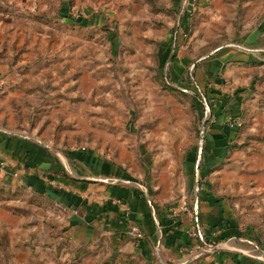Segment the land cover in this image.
Here are the masks:
<instances>
[{"label": "rangeland", "instance_id": "374dc122", "mask_svg": "<svg viewBox=\"0 0 264 264\" xmlns=\"http://www.w3.org/2000/svg\"><path fill=\"white\" fill-rule=\"evenodd\" d=\"M60 1L46 0L48 4L41 7L34 1V11L26 8V14L15 8L13 12L26 14L28 21L46 24L59 32L56 41L65 46L66 61L61 60L62 54L54 53L53 62L49 63L62 70L61 75L77 80L70 87L77 96L75 89L79 79H83L84 102L94 115L89 119L101 128V137L110 135L125 144L129 158L124 166L142 182L150 199L162 202L173 215L189 222L191 219L194 227L198 225L202 240L191 235L196 244L187 254L185 264L219 252L246 254L253 260L264 261V39L263 44L250 47L242 37L254 33L264 19V0H215L217 4L206 8L201 0H64L69 16L66 24L57 16ZM83 10L89 13L83 16L93 20L88 27H85L88 21L81 24L84 27L79 26ZM185 12L187 18L183 19ZM179 39L185 53L196 62L180 70L170 63L172 58L179 60ZM255 40L260 41L259 35ZM169 43L175 51L170 50L165 61L163 50L167 51ZM219 47L233 48L243 56L252 54L260 63L241 70L242 78L234 80L224 74L232 65L227 62L211 90V78H205L196 68ZM216 54L217 51L210 56ZM20 55L13 52L9 59L16 60ZM220 55L225 58L228 52ZM58 70L46 69L40 75L51 77ZM186 80L198 91L204 89L208 96L217 90L227 93L235 88L247 90L240 107L224 115V120L228 117L241 120V126L228 141L226 157L214 162L206 159L209 152H204V156L201 153V170L194 164L193 171L185 156L198 146V130L205 127L210 133L212 127L203 125L209 112L203 117L194 89L180 90ZM209 100L213 107L220 102L214 96H209ZM206 144L205 141L203 146ZM205 179L209 181L207 186L202 183ZM203 189L212 193L210 201L221 203L220 209L216 205L208 207L204 196L203 201L197 199ZM9 195L14 197L12 193ZM27 213L24 216L27 221L8 220L0 224V264L78 262L79 256H63L70 246H66L63 240L66 233L60 231L59 225L50 219L41 222L32 211ZM209 214L213 216L209 223L233 220L239 236L234 233L225 236L221 229L208 228L209 223L204 224L202 217L205 221ZM42 216L45 218L46 214ZM59 217L56 213L51 220ZM107 253L109 248L100 252ZM130 260L124 255L116 263L103 260L94 264H128Z\"/></svg>", "mask_w": 264, "mask_h": 264}, {"label": "crops", "instance_id": "0c3cea01", "mask_svg": "<svg viewBox=\"0 0 264 264\" xmlns=\"http://www.w3.org/2000/svg\"><path fill=\"white\" fill-rule=\"evenodd\" d=\"M12 1H0V224L8 220L27 221L24 216L30 211L41 222L50 219L66 233L62 239L71 252L65 250L63 256H79L75 264L103 260L116 263L124 255L132 261L128 264H185L187 254L196 244L190 232L198 225L194 227L191 219L189 222L173 215L162 202L149 198L142 182L124 166L129 158L125 144L110 135L101 137V128L90 120L94 115L84 102L83 79H79L75 89L77 96L70 91L71 84L77 80L61 75L62 70L49 63L54 53L62 54L61 60L66 61V48L56 41L60 34L45 23L28 21V13L24 12L26 8L34 11L35 2L38 7L45 6L48 0H14L11 5ZM201 3L205 8L217 4L215 0H201ZM59 4L57 16L66 24V3L61 0ZM15 8L26 14L13 12ZM88 14L83 10L80 27H84L81 24L85 21H88L85 27L93 22L91 17L83 16ZM263 32L264 19L254 33L241 35L244 44L250 47L263 44ZM258 35L260 41L255 40ZM167 46V51L163 50L165 61L172 49L170 43ZM177 46L179 60L173 58L170 63L180 70L195 61L185 53L180 39ZM222 48L213 50L218 53L215 57L210 56L213 52L206 55L196 68L202 76L211 78V90L227 62L232 65L225 68L224 74L234 80L242 78L241 70L260 63L252 54L243 56L233 48ZM13 52L21 55L16 60L9 59ZM225 52L228 56L224 58L220 54ZM46 69L58 71L52 72L51 77L40 75ZM242 89L209 94L220 98L218 106L222 105L213 107L210 102V114L220 121L226 113L238 109L247 93ZM220 132L221 124L212 126L210 133L206 131L208 161L217 162L226 157L228 141L216 139ZM190 154L185 159L190 160L193 171L196 160L192 162ZM202 183L207 186L209 181L205 179ZM211 194L204 190L200 198L207 199L208 207L216 205L220 209L219 201L217 204L215 200L210 201ZM56 213L61 217L51 220ZM212 217L209 214L205 221L202 217V222L207 225ZM130 224L141 229V239L128 235ZM108 248L109 253L100 254ZM233 254L205 255L195 258L191 264H231L229 259ZM255 264H264V261L257 258Z\"/></svg>", "mask_w": 264, "mask_h": 264}, {"label": "trees", "instance_id": "16d2710c", "mask_svg": "<svg viewBox=\"0 0 264 264\" xmlns=\"http://www.w3.org/2000/svg\"><path fill=\"white\" fill-rule=\"evenodd\" d=\"M66 12V11H65ZM184 15V16H183ZM182 15V17H183V19L185 18H187V13L185 12L184 14ZM66 16V18L67 17H69L68 15H64V17ZM180 19H182V18H180ZM182 19V20H183ZM76 21H79V20H76ZM74 22H75V20H74ZM181 25V24H180ZM170 41H172V38H171V40ZM173 59V58H172ZM184 84H183V86H181V88H180V90L181 91H184V92H187V90L188 89H194V95H195V99H196V102H197V104H198V106H199V108H200V111H201V114H204V105H203V99L202 98H204V100L207 102V104L210 106V100H209V96H208V94L204 91V89L201 91V90H197V87H195V86H193L191 83H190V81L189 80H186L185 82H183ZM213 117H214V123H208V121H206L204 124L206 125V124H210V126L212 127V126H214L215 124H221V132L219 133L220 135L219 136H217L216 137V139H227V141H231V139H232V137H234V133H235V131L237 130V129H230V128H228L227 126H225L224 124H223V122H224V119H225V116H223V118L219 121L217 118H215V116L214 115H212ZM217 117V116H216ZM198 135L200 136V130H198ZM205 141L207 142V135H205ZM227 148H228V146H227ZM204 152H208V145L206 144L205 146H203L202 147V151H201V153H202V155L204 156ZM192 154H191V160H192V162H195V160L197 159V146H195L194 147V149H193V151L191 152ZM199 162H200V160H199ZM199 162H198V166H199V168H200V170H201V164H199ZM196 163V162H195ZM204 173V172H203ZM199 174H200V177H202V171H199ZM205 174V173H204ZM200 194H201V191L199 192V195H198V200H200L201 198H200ZM220 219V218H219ZM218 221V220H217ZM223 221V220H222ZM228 223V224H227ZM227 223L226 222H221V223H216V221L214 220L212 223H209L208 224V228H210V229H212L213 231L216 229V228H218V229H221L222 231V233H224L225 234V236H227V235H233L232 233H234V236L236 235V236H239V233L237 232V230H236V226H235V224H234V222H233V220H230V221H227ZM226 227H228V228H226ZM226 229V230H225ZM224 234H223V236L222 237H224ZM3 243V242H2ZM239 255V254H238ZM238 255H236V254H233L231 257H230V259H229V261H230V263L231 264H255V260H253L252 258H250V257H247V256H244V255H242V254H240L239 256Z\"/></svg>", "mask_w": 264, "mask_h": 264}, {"label": "built area", "instance_id": "2783aa9c", "mask_svg": "<svg viewBox=\"0 0 264 264\" xmlns=\"http://www.w3.org/2000/svg\"><path fill=\"white\" fill-rule=\"evenodd\" d=\"M203 99V105H204V114H203V117L205 116V112L208 111L209 112V115H208V118L205 120L208 121V123H214V117L210 114V106L207 104V102ZM203 122V125H205ZM224 125L227 126L228 128L230 129H237L241 126V120L239 117H231V118H226V120H224ZM205 126L209 127L210 124H206ZM206 129L205 127L202 128V130L200 131V137H199V143H198V146H197V159H196V168L198 166V162L200 160V155H201V151H202V147L204 145V142H205V134H206ZM182 207V206H181ZM183 208H184V205H183ZM127 216V214H126ZM195 220L197 221V217L195 218ZM196 230L190 232L192 236H195L199 239V241L202 240V234L200 232L199 229L195 228ZM127 233L129 236H131L132 238L136 239V240H139L143 237V232L141 231V229L136 225V224H130L128 225L127 227Z\"/></svg>", "mask_w": 264, "mask_h": 264}]
</instances>
